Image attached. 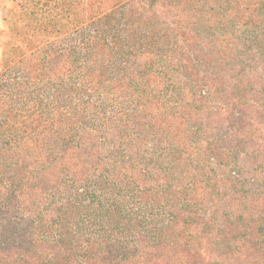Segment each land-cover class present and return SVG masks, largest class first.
I'll return each mask as SVG.
<instances>
[{"label":"trees","instance_id":"1","mask_svg":"<svg viewBox=\"0 0 264 264\" xmlns=\"http://www.w3.org/2000/svg\"><path fill=\"white\" fill-rule=\"evenodd\" d=\"M121 1L116 11L103 14V0H56L52 11L58 10L66 19L63 26L77 35L58 56L39 54L41 48H37L35 62L21 58L17 64L27 70L7 83V88L0 77V128L10 130L8 143L0 149L13 154L21 165L17 176L23 179L31 174L30 164L48 167L44 172L38 168L32 175L35 188L46 189L53 177L71 174L85 178L94 172L92 168L108 166H113L117 178L135 179L133 183L140 186L134 192L136 204L148 209L144 211L147 214L133 212L135 225L140 229L142 221L152 226L171 223L168 244L173 251L172 262L182 252V262L199 264L198 251L193 249L197 240L211 234L221 241L219 249L224 247L219 252L223 264H262L264 230L259 213L264 207V134L256 124L264 121L247 119L243 110L225 118L222 112L228 99L234 100L233 105L238 102V92L226 89L227 79L235 81L234 86L242 73L240 70L235 77L227 73L228 65H233L230 55L239 40L245 39L242 33L264 32V18H260L264 0ZM46 5L42 6L44 13L48 11ZM53 25L58 33L63 31L58 23ZM136 61L139 63L134 64ZM214 61L220 65L214 74L200 75L195 68ZM127 62L135 67L125 70ZM17 70L13 66L2 76L17 74ZM111 70L119 73L115 81L108 73ZM166 76L169 80L188 76L193 82L190 87L171 89L164 81ZM58 84L57 90L71 93L66 100L69 102L54 100L53 110L44 111L40 104L25 101L26 89L42 103L38 91ZM80 89L89 93L91 111L81 102L84 97ZM12 95L19 97L16 104ZM76 98L78 102H74ZM203 120L235 135L238 144L233 159L224 163L222 178L229 181L228 185L216 182L222 186L218 192L223 197L215 209L223 212L212 217L214 227L199 226L192 213H176L175 204L167 211L169 215L161 208L165 197L175 191L174 180L191 163V151L202 139L198 125ZM48 133L58 139L53 145L62 148L60 151L46 143ZM108 150L125 151L128 158L118 159ZM227 150L235 149L229 145ZM169 156L177 159L176 165ZM192 170L186 172L187 185L177 193L189 195L194 204L203 200L206 205L208 191L195 182ZM170 200L172 203V197ZM2 232L11 238L8 229ZM138 234L144 236L141 230ZM34 244L33 239L28 246L13 250L2 251L0 247V264H40L31 251ZM127 246L114 245L108 254L88 257L86 264H165L159 252H139L134 245ZM115 248L120 257H114Z\"/></svg>","mask_w":264,"mask_h":264},{"label":"rangeland","instance_id":"2","mask_svg":"<svg viewBox=\"0 0 264 264\" xmlns=\"http://www.w3.org/2000/svg\"><path fill=\"white\" fill-rule=\"evenodd\" d=\"M55 3L56 0H0V77L5 88L8 87L7 83L19 78L21 72H26L27 69L23 65L17 64L21 58L25 62H35L34 54L37 48H41L39 54L50 53L58 56V53L70 46L72 38L76 37V31L63 26L66 19L61 17L60 13L58 14V10L57 13L52 11ZM122 3L121 0H103L100 10L103 14L112 13ZM43 4H47L45 9L48 11L45 13L44 8L42 9ZM164 18L162 15L161 20L164 21ZM260 18L263 19L264 15L260 14ZM54 23L59 24V29L63 30L61 33H58L56 28L53 29ZM242 34L245 39L239 40L238 46L234 47L230 55L233 61L231 67L235 69L228 65L227 70V73L231 72L234 77L238 76L240 70L242 71L238 84L232 86L235 81L227 79L229 85L226 89L232 90V93L238 92L236 97L238 102L233 105L234 100L228 99L222 114L225 118V115L243 110L244 117L246 114L247 119L264 121V32L247 31ZM180 57L179 55L178 58ZM202 57L206 55L203 54ZM137 63L139 62H134V64ZM13 66L18 67L17 74L12 73L9 77L2 76ZM125 66V70L135 67L132 62H127ZM219 67L218 61H214L212 64L203 62L195 68L200 75H205L218 72ZM108 73L112 77L111 81H115L117 76L120 77L117 70H111ZM190 79L188 76H175L169 80L166 76L164 81L169 82L168 86L172 89L178 86L190 87L193 82ZM55 86L38 91L43 98L42 103L35 99V95L29 93L30 89H26L25 101L34 102L36 106L40 104L44 111L50 108L53 110L54 100L58 99L62 103L69 102L66 100L71 93L67 89L57 90L60 84ZM80 93L84 97L81 102L87 105L86 111H91L88 105L91 102L88 99L89 93L82 92L81 89ZM11 97L13 103L19 98L15 95ZM90 98L93 99L94 96ZM76 100L77 98L74 102ZM88 117H92V114ZM256 126L260 127V132L264 134V122ZM198 129L199 137L201 136L202 139L191 151V163L187 165L182 175L179 174V177L174 180L172 188H175V191L165 197L161 208L166 215H169L167 211L175 204L173 209L176 213L181 212L183 215L192 213L199 226L204 227L208 224L214 227L211 223H215L216 220L212 217L221 215L223 212L215 209L221 203L218 200L223 197V193L218 192L222 186L217 185L216 182L224 186L228 185L229 181L222 178L225 171L224 163L228 159H233L238 144L235 135L219 131L215 122L203 120L199 123ZM9 132L10 130L6 128H0V146L8 143ZM46 139V143H50L56 152L62 149L54 147L53 141L58 139L51 133L47 134ZM198 139L196 140L199 141ZM225 145H230L235 150H227ZM109 152L116 155L118 159L128 158L124 155L125 151ZM0 154L1 160L6 158L5 161L0 160V247L3 248L2 251L28 246L29 241L34 239L35 244L31 251L38 257L40 264H69L70 262L86 264L90 260V258L87 260L88 257L107 253L114 245L117 248L118 245L128 247L127 245L132 244L139 252L145 249L161 253L162 262L165 264L189 263L181 261L182 252H179L177 260L172 262L173 251L169 249L168 244V240L171 241V223L152 226L151 223L142 221L140 229L136 227L134 220L136 213L133 212L138 210L141 214H147L144 211L148 210L136 204L137 196H134V192L140 186L133 183L135 179L117 178L113 166L104 169L92 168L94 172L86 175L85 178L71 174L53 177L49 181V186L42 189L35 188V183L30 181L32 175L41 167L30 164L28 170L31 174L23 179L17 176L21 165L13 158V154L2 149ZM168 158L173 160L175 165L177 164L175 157ZM47 169L48 167L41 168L43 172ZM152 169L155 170V168ZM189 169H193L196 175L195 182L206 187L208 204L205 205L203 200L199 201V205L194 204L188 200L189 195L183 197L182 193H177L181 186L187 185L189 180L186 178V172ZM213 188L215 190H212ZM170 197H172V203ZM152 203L154 204L153 201ZM259 214L264 230V207ZM210 217L212 219H209ZM175 224L181 225V221H176ZM4 229L10 231L11 238H8V233L3 234ZM139 230L143 237L138 234ZM211 237L209 234L201 241L197 240L199 242L193 250L198 251L199 264L225 263L219 261V252L224 251V247L219 249L221 241L217 242ZM116 248L113 251L115 253ZM39 253L42 255L39 256ZM120 256L121 253H116L114 257ZM190 261L192 263L194 259ZM262 262L264 264V257Z\"/></svg>","mask_w":264,"mask_h":264}]
</instances>
